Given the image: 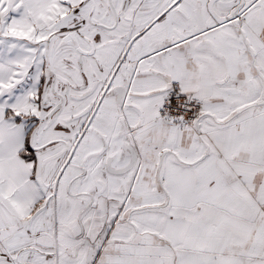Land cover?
I'll list each match as a JSON object with an SVG mask.
<instances>
[{
  "label": "snow or ice",
  "instance_id": "obj_1",
  "mask_svg": "<svg viewBox=\"0 0 264 264\" xmlns=\"http://www.w3.org/2000/svg\"><path fill=\"white\" fill-rule=\"evenodd\" d=\"M0 264H264V0H0Z\"/></svg>",
  "mask_w": 264,
  "mask_h": 264
}]
</instances>
